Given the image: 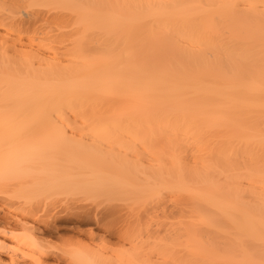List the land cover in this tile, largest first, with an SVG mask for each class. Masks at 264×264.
Returning <instances> with one entry per match:
<instances>
[{"label":"bare ground","instance_id":"1","mask_svg":"<svg viewBox=\"0 0 264 264\" xmlns=\"http://www.w3.org/2000/svg\"><path fill=\"white\" fill-rule=\"evenodd\" d=\"M69 194L135 216L70 264H264V0H0V264Z\"/></svg>","mask_w":264,"mask_h":264},{"label":"rangeland","instance_id":"2","mask_svg":"<svg viewBox=\"0 0 264 264\" xmlns=\"http://www.w3.org/2000/svg\"><path fill=\"white\" fill-rule=\"evenodd\" d=\"M1 204L0 221L4 209L12 211H7L10 208ZM3 206L6 208L3 209ZM37 206L41 217L38 226L43 228L46 223H56L59 227L57 231L49 230L45 235L36 236L44 242L45 251L50 256L46 264H70L72 256L80 253L95 257L101 254L104 247L109 255L115 251L121 253L126 248L122 236L135 221L129 205L117 200H89L81 195L69 194L51 196ZM82 208L93 210L89 220L75 217Z\"/></svg>","mask_w":264,"mask_h":264}]
</instances>
